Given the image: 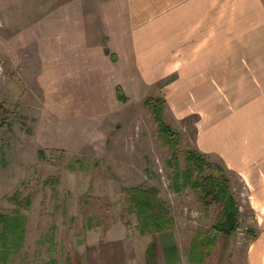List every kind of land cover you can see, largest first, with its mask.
I'll return each mask as SVG.
<instances>
[{"label":"rangeland","instance_id":"374dc122","mask_svg":"<svg viewBox=\"0 0 264 264\" xmlns=\"http://www.w3.org/2000/svg\"><path fill=\"white\" fill-rule=\"evenodd\" d=\"M139 1L0 0V216H20L24 227L0 264H264V112L256 124L238 112L231 58L224 68L209 60L202 82L192 72L200 60L187 58L190 51L207 43H178L174 58L169 45L161 53L153 45L174 39L188 6L177 16L157 0L141 12ZM141 25L151 31L144 46ZM209 30L211 52L217 36ZM134 36L145 78L122 69L123 39L131 47ZM147 52L160 54L151 60ZM152 62L159 68L150 75ZM198 84L219 87L205 113L184 98ZM230 118L247 126L243 149L235 131L228 140L216 133ZM190 153L204 170L189 164ZM238 154L247 170L234 163ZM174 159L194 171V182L222 170L239 206L235 231L217 232L216 198L192 183L176 186ZM134 187L166 202L169 229L143 233L126 193ZM2 232L0 222L1 251Z\"/></svg>","mask_w":264,"mask_h":264},{"label":"crops","instance_id":"0c3cea01","mask_svg":"<svg viewBox=\"0 0 264 264\" xmlns=\"http://www.w3.org/2000/svg\"><path fill=\"white\" fill-rule=\"evenodd\" d=\"M157 1L163 7H166L163 9H169L177 16L184 4L188 6V11L186 16H182L175 21L177 24L176 27L182 29H179L177 33H175V37L172 41V37H165L163 40L154 41L153 45H158L160 47V53L169 45L173 48V51L172 56L168 51V57L174 58V52L178 50V43H207L204 50L202 49L196 52L191 50L188 57L186 56L187 58H196L200 60L195 64H190L189 67L192 69V72L195 70L196 76L201 82L202 75L204 73H209V60L221 59V62L217 63L215 67L219 66L224 68L225 64L228 65V63L224 61L225 58H231L229 61L231 62L232 75L234 77V84L232 87L234 93L232 96H234L235 101H237V104L235 102L234 105L239 113L246 115L245 122L247 121L248 123L255 124L259 122V115L264 112V0ZM155 6L156 4L152 0H142L138 3L139 11L141 12ZM226 27L231 28L226 31L227 35L230 36V38H227V44L226 37L224 36ZM210 28L215 29L213 33L217 36L215 39L217 49L211 52L208 50ZM140 29L141 30L137 32L138 41L144 46L148 43L145 39L150 37L151 31L150 28L145 27V25H141ZM152 37L158 38L155 30L152 31ZM123 40L126 46H124L125 48L123 51L125 54L123 53V55H126L125 59H127V64L122 69L129 77L132 74H140L139 76L145 78V74L142 75L145 59L143 58V54L138 50L135 36L131 39L133 42L131 47L127 45V39ZM159 54L156 56L154 53L150 56L147 52L146 58L153 60L155 57H159ZM149 68L152 69L150 70ZM158 68L159 64L155 66L154 63L149 65V67L146 66V69L150 70L147 74H154ZM124 77L127 79L126 76ZM135 81L139 83L137 80ZM141 81L144 84V80ZM126 87L127 90L124 87L126 93L129 94L133 91L132 82L131 84L128 83ZM138 87L142 90V87ZM216 90L219 91V87L204 88L201 84H198L197 87H191V91L187 92V94L193 97L184 96L187 106L193 105L192 111H194V113L198 112L196 110H200L199 113H205L203 108L209 105H216L215 96L212 94ZM209 91L212 92L210 93ZM232 119L233 118H230L229 122L222 120L220 122L221 124L217 125V128L221 126L222 130L219 132V129L216 133H223L225 139L228 140L235 131L236 139L233 137V143L238 142L243 149L247 145L245 138V135L248 134L247 126H244L245 122L241 123L242 121L237 120V118ZM231 120L232 122H230ZM232 124H234V126ZM231 130L232 132L230 133ZM254 131H256V129ZM258 131V133L262 135L261 125L258 127ZM238 156L237 159L233 160L234 163L239 168L247 170V166L241 165V163H244V156L241 154H238Z\"/></svg>","mask_w":264,"mask_h":264},{"label":"trees","instance_id":"16d2710c","mask_svg":"<svg viewBox=\"0 0 264 264\" xmlns=\"http://www.w3.org/2000/svg\"><path fill=\"white\" fill-rule=\"evenodd\" d=\"M155 116L159 121V116L161 114L162 108L154 107ZM163 129L167 132L170 128L163 124ZM188 162L191 165L196 163L200 170H204V166L207 164L201 156L195 153H190L188 156ZM175 163V176L174 183L176 186L192 183L197 189H203L204 194H210L217 199V202L221 204L223 208V217L218 221L215 228L219 234H230L236 230L239 224V206L237 205L235 198L230 192L229 185L225 177L222 175V170L218 169L207 177H202L197 181H193L194 171L188 168L184 171L179 170V162L174 159ZM205 181V183L202 182ZM126 193L130 196L131 206L136 214L138 215L140 221V228L143 233H153V232H164L170 228L172 224V219L169 217L167 204L164 200L158 198L156 191L143 189L140 187L129 188ZM23 218L20 216L11 218L7 215L0 216V222L3 225L4 232H2L1 240L3 241L4 249L0 250V261L8 253V244L10 246H16L22 241L20 232L23 231L22 227ZM19 230L18 237L16 235L11 236L12 233H17ZM17 237V238H16ZM177 247L173 246L167 251V257L169 258L171 253L174 251L172 257H175Z\"/></svg>","mask_w":264,"mask_h":264}]
</instances>
